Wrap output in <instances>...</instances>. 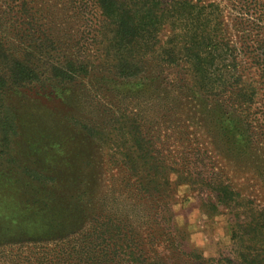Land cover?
I'll use <instances>...</instances> for the list:
<instances>
[{"label": "rangeland", "instance_id": "rangeland-1", "mask_svg": "<svg viewBox=\"0 0 264 264\" xmlns=\"http://www.w3.org/2000/svg\"><path fill=\"white\" fill-rule=\"evenodd\" d=\"M193 1L221 4L227 34L248 49L247 56L262 48L264 0ZM238 3L250 20L244 26L234 21ZM108 29L95 0H0V34L7 46V56L0 60V73L7 79L0 93V176L24 177L36 171L55 180L56 188L47 191L62 202L80 199L84 224L91 214L89 202L97 214L133 216L134 205L120 193L118 183L124 174L120 163L138 159L134 137H142L164 167L181 165V146L191 140L210 153L201 157L203 162L191 159L194 180L218 174L216 178L234 182L263 210L264 178L251 164L227 159L209 139L200 115L191 120L184 72L155 61L136 79L118 78L104 37ZM12 59L35 68L40 81L13 84L8 73ZM67 59L81 62L88 72L74 85L49 77L50 68ZM260 99L264 102L262 93ZM169 204L163 224L174 232L180 252L161 250L164 263L243 264L231 240L237 215L224 207L215 212L209 187L191 181L177 188ZM157 230L162 233L163 226Z\"/></svg>", "mask_w": 264, "mask_h": 264}, {"label": "trees", "instance_id": "trees-1", "mask_svg": "<svg viewBox=\"0 0 264 264\" xmlns=\"http://www.w3.org/2000/svg\"><path fill=\"white\" fill-rule=\"evenodd\" d=\"M95 4L109 26L104 37L117 77L136 79L155 61L180 68L192 102L187 104L191 120L200 115L209 139L212 136L227 159L251 164L264 178V102H260L264 43L260 49L252 48L255 56H247L248 49L227 34L221 4L216 2L95 0ZM234 7L240 11L236 25L249 24L241 4ZM6 48L0 34V60L7 56ZM8 73L15 85L41 79L35 68L18 59L11 60ZM87 73L81 62L67 59L52 66L49 77L74 85ZM6 87L7 79L0 73V93ZM134 143L138 159L120 163L124 174L118 183L120 193L134 205L133 216L97 214L89 202L91 214L84 224L80 199L62 202L47 191L49 186L56 188L55 180L36 171L24 177L0 176V264H166L161 250L180 252L174 246V232L163 224L170 212L167 207L177 188L191 181L210 188L215 212L224 207L237 215L231 240L238 246V259L243 264H264V209L255 208L251 197L234 182L216 178L218 174L211 180L202 175V180H194L188 166L191 159L203 162L201 157L210 154L203 145L195 147L189 140L181 146L182 164L164 167L142 137L135 136Z\"/></svg>", "mask_w": 264, "mask_h": 264}]
</instances>
